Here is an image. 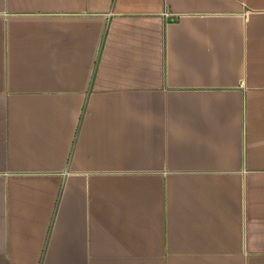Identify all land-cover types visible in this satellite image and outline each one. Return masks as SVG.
Instances as JSON below:
<instances>
[{"label": "crops", "instance_id": "1", "mask_svg": "<svg viewBox=\"0 0 264 264\" xmlns=\"http://www.w3.org/2000/svg\"><path fill=\"white\" fill-rule=\"evenodd\" d=\"M0 264H264V0H0Z\"/></svg>", "mask_w": 264, "mask_h": 264}, {"label": "built area", "instance_id": "2", "mask_svg": "<svg viewBox=\"0 0 264 264\" xmlns=\"http://www.w3.org/2000/svg\"><path fill=\"white\" fill-rule=\"evenodd\" d=\"M164 16H168V15L166 14V15H164Z\"/></svg>", "mask_w": 264, "mask_h": 264}]
</instances>
